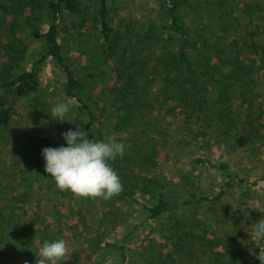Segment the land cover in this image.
Segmentation results:
<instances>
[{"label":"trees","instance_id":"obj_1","mask_svg":"<svg viewBox=\"0 0 264 264\" xmlns=\"http://www.w3.org/2000/svg\"><path fill=\"white\" fill-rule=\"evenodd\" d=\"M114 1L0 0V132L20 115L16 97L24 113L0 164L9 169L0 170V264H36L43 240L60 238L61 264H260L240 229L227 228L247 211L227 191L264 180V0H205L192 20L190 0H157L124 25ZM74 34L90 44L72 53L87 57L82 65L66 53ZM46 62L62 75L59 94L39 92ZM61 101L70 111L51 116ZM78 127L125 145L109 161L123 189L99 197L91 223L97 197L57 188L41 156ZM231 152L258 157L259 176L231 170L221 158ZM209 169L220 172L216 187Z\"/></svg>","mask_w":264,"mask_h":264},{"label":"rangeland","instance_id":"obj_2","mask_svg":"<svg viewBox=\"0 0 264 264\" xmlns=\"http://www.w3.org/2000/svg\"><path fill=\"white\" fill-rule=\"evenodd\" d=\"M204 1L205 0H203V2L202 0H198L197 3L196 2L194 3V0H190L191 2L190 5H186V10H185L186 17L192 20V19H195L194 17H197V15L199 16L202 15L203 11L207 10V7L205 6V4H203ZM156 2L157 0H115L112 3V15H114L116 21L123 20L122 24L124 25V22L129 23L130 19L137 18L139 16V13L144 9V7H146L147 4H149V6H156ZM250 4H253V2H250ZM0 13H1V9H0ZM67 37H68L66 38L67 55H69L72 58V60H76L78 64L80 65L84 64L86 62L87 57L80 56L77 59H75L74 56H77V54L73 55L72 53L76 52L77 50L79 52V50L82 48L86 50L88 45H90L88 43V37L84 35L78 36L76 34L68 35ZM25 41L27 42V45H30L29 48L36 45V41L34 42L30 38L26 39ZM121 45H123L122 42H120V46ZM0 54H1V51H0ZM25 65H26V62H25ZM83 73L88 74L87 71H83ZM0 75H1V72H0ZM61 78H62V75L55 64L50 63V62L44 63V66L40 73L39 92L42 93V90L47 89V87L49 86L55 85L56 86V88H54L55 91H52V92H56L57 94H59L60 90L58 88V83L60 82ZM47 90L49 92V88ZM17 91L19 92V89ZM14 100L16 102L17 111L20 112V115L16 114L13 116L14 123L11 125L10 129L8 130L5 129V132L3 131L0 132V164L4 163L5 161H7V164H8L9 158H10L8 150L10 146L15 142L14 139L19 135V130L21 129V126L23 125L22 121L24 118L23 116H21L24 114V113L22 114L23 108L20 106V103L17 102V97ZM32 101L35 105L40 106V101H37V99H33ZM18 120L20 121V124L17 125ZM175 129H176L175 131V134H176L179 130V127H175ZM213 150H217V149L213 148ZM262 153H260L261 158L264 159V153L263 154ZM224 155H226V157H221L222 160L227 161L230 165L231 170L235 172L238 171L239 174L246 175V176L249 175L251 178H254V177H258L259 172L262 171L261 161L258 159V157L256 158V160H251L249 162L247 158L245 159L239 158L235 152H231L229 154H224ZM218 158L220 159V157ZM253 158L255 159V155ZM186 162L187 161H185L184 163V171L181 172L180 174H184L188 172L187 171L188 167L186 165L187 164ZM22 166L24 167V164ZM0 170H4L6 172L9 169L7 168L5 170L3 166H0ZM10 172L12 171L10 170ZM219 173L220 172L216 170H212V169H209V171L207 172V174H209L208 177L211 180V186L214 185L216 187L217 184L220 183ZM186 176L190 177L189 174H187ZM174 183H176V181ZM241 186L242 187H239L238 190L236 189V187L228 188L227 193L229 196L235 193H239L242 198L241 203L242 202L246 203L245 206H246L247 211L245 214L243 213L244 215H238L233 218H230L227 222V228H229L231 231L233 230L232 228L233 226L240 229L241 237H245L246 239L250 240L249 242H247L248 244L247 246L249 247V249L246 251L247 258L250 259L251 262L252 261L258 262L259 260L257 256L260 250L264 251V239H262L264 238L263 237L264 233L260 232L257 227V222L264 220V210H263V206H261V202H263V198H264V180L257 182V184L253 186H247V185H241ZM32 193H33L32 196L34 194L36 195L34 191ZM94 201H95V204L93 205L94 208L92 209L90 213L87 212L90 223L92 221L91 218H93L95 212L100 207L99 197H97V199L95 198ZM76 202L77 201H74V205H76ZM241 203L239 201L235 202V205H232V208L240 209L239 207H241ZM59 206L61 207L63 205L60 204ZM76 210L74 211L75 213H76ZM83 210L85 211L84 208ZM143 231H144L143 228H141L140 234H142Z\"/></svg>","mask_w":264,"mask_h":264},{"label":"clouds","instance_id":"obj_3","mask_svg":"<svg viewBox=\"0 0 264 264\" xmlns=\"http://www.w3.org/2000/svg\"><path fill=\"white\" fill-rule=\"evenodd\" d=\"M69 111V104L61 101L53 105L49 113L60 117ZM61 136L65 144L41 149L44 171L51 176L57 188L82 197L104 199L122 191L120 177L109 161L124 154L123 142L110 136L106 139H90L89 133L79 127L75 130L69 128ZM257 227L264 233V220L257 222ZM66 251L64 239H45L38 249L40 258L36 264H61ZM257 258L260 264H264V251L260 250Z\"/></svg>","mask_w":264,"mask_h":264}]
</instances>
